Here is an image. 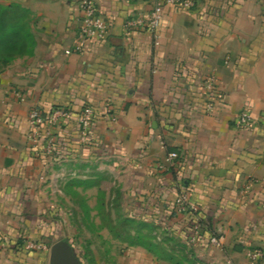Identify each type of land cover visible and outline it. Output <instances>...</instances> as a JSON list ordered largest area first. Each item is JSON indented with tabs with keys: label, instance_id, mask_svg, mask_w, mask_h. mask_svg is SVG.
Listing matches in <instances>:
<instances>
[{
	"label": "crops",
	"instance_id": "crops-1",
	"mask_svg": "<svg viewBox=\"0 0 264 264\" xmlns=\"http://www.w3.org/2000/svg\"><path fill=\"white\" fill-rule=\"evenodd\" d=\"M82 1L0 0L31 12L36 40L32 56L0 68V264L24 263L27 239L47 243L63 212L58 198L89 222L105 208L109 173L118 184L109 195L161 224L163 244L175 236L206 263L264 264V0L166 5L158 45L148 31L124 29L155 0H91L109 36L68 54ZM65 106L69 119L45 128L55 143L48 156L45 131L39 143L28 138L29 112ZM86 106L96 113L90 144L80 137ZM245 108L257 120L252 128L237 124ZM172 152L180 157L169 167ZM96 188L95 208L87 192ZM185 192L189 208L180 210L175 202ZM253 250L263 257L251 260Z\"/></svg>",
	"mask_w": 264,
	"mask_h": 264
},
{
	"label": "rangeland",
	"instance_id": "rangeland-1",
	"mask_svg": "<svg viewBox=\"0 0 264 264\" xmlns=\"http://www.w3.org/2000/svg\"><path fill=\"white\" fill-rule=\"evenodd\" d=\"M88 173L90 174L91 171ZM106 177L101 183V190L107 193L104 201L105 208L99 213L94 211L89 222L85 221L78 209H72L69 201L58 198L57 202L62 206L63 212L58 215V228L52 231V237L47 241L50 248L58 241H68L74 247L81 264H176L182 259L183 253L193 252V246H183L179 238L175 236L170 237L167 243L163 244L166 230L161 224L156 227L151 226L154 229L155 238L145 241L154 243L151 249L138 244L133 237L139 232L143 235L150 233L151 228L146 225L150 224L151 216L144 213L130 214L125 211V207L109 195L112 191L118 190V184L112 174L109 173ZM98 190L96 188L87 192L95 208L97 206L95 197ZM126 220L131 222L129 228L126 226ZM27 240L43 242L40 238ZM25 251L29 252L25 254V261L22 264H50L51 251H30L26 247ZM171 257L174 261L169 260ZM198 260L202 261L200 258Z\"/></svg>",
	"mask_w": 264,
	"mask_h": 264
},
{
	"label": "built area",
	"instance_id": "built-area-1",
	"mask_svg": "<svg viewBox=\"0 0 264 264\" xmlns=\"http://www.w3.org/2000/svg\"><path fill=\"white\" fill-rule=\"evenodd\" d=\"M156 5L154 10L147 16L139 17L136 19H129L125 25L124 29L127 33L132 30H145L151 33L154 37L155 43L158 45L160 41L159 28L163 22V8L166 5L173 6L178 10H189L194 7L193 0H155ZM83 18L81 26L77 34V43L73 50L67 51L68 54L80 53L84 50L86 44L90 41H105L110 33V25L100 14L97 6L91 0H84L81 4ZM216 79L211 77L207 81L208 88L211 90L210 98L212 100L218 98V94L215 89ZM17 97L21 101H25L26 97L24 94L17 92ZM208 109H212V104L208 105ZM69 107H56L49 112H44L39 107H33L29 112V123L31 125V132L28 136L32 143H39L42 138V134L50 127L56 126L60 122H64L70 117ZM95 109L92 106H86L83 108L80 117L79 124L81 128V142L84 144L92 143L91 129L95 120ZM261 121L264 123V116ZM237 124L241 128H252L257 124V120L254 118L250 108H245L243 112L237 118ZM46 132V131H45ZM48 136V143L46 144V150L48 156H53L55 152V143L53 138L50 137L49 133L46 132ZM179 153L172 152L169 153L165 162L166 165L171 167L179 160ZM42 180L46 181V176L42 177ZM176 206L180 210H186L189 208L190 195L185 192L180 194L175 202ZM192 238V242H196L199 238V230ZM210 243L216 246L221 245V241L217 236L210 238ZM25 247L30 251L37 252H48L51 251L50 247L45 242H37L33 240H27L25 242ZM263 257L261 250H253L249 253V258L253 261L260 260Z\"/></svg>",
	"mask_w": 264,
	"mask_h": 264
},
{
	"label": "trees",
	"instance_id": "trees-1",
	"mask_svg": "<svg viewBox=\"0 0 264 264\" xmlns=\"http://www.w3.org/2000/svg\"><path fill=\"white\" fill-rule=\"evenodd\" d=\"M31 12L19 6L3 7L0 6V68L10 64L18 58L24 56H32L36 47V40L30 27ZM131 222L126 220V226L129 227ZM152 224H147L146 227L151 228ZM154 229L148 235H143L141 232L133 237L138 241V244L151 249L154 243L151 241L145 242L147 239L155 238L153 236ZM186 248V247H185ZM174 261V258H169ZM207 264L200 262L195 253L185 252L183 257L176 264Z\"/></svg>",
	"mask_w": 264,
	"mask_h": 264
},
{
	"label": "water",
	"instance_id": "water-1",
	"mask_svg": "<svg viewBox=\"0 0 264 264\" xmlns=\"http://www.w3.org/2000/svg\"><path fill=\"white\" fill-rule=\"evenodd\" d=\"M50 264H81V262L71 243L58 241L52 245Z\"/></svg>",
	"mask_w": 264,
	"mask_h": 264
}]
</instances>
